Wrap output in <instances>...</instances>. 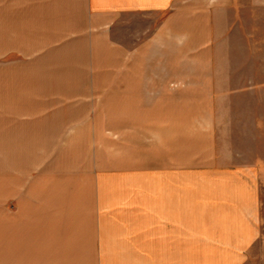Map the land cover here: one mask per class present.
Instances as JSON below:
<instances>
[{
	"label": "rangeland",
	"instance_id": "obj_1",
	"mask_svg": "<svg viewBox=\"0 0 264 264\" xmlns=\"http://www.w3.org/2000/svg\"><path fill=\"white\" fill-rule=\"evenodd\" d=\"M16 1L0 0V133L9 131L15 138L27 139L19 148L29 149L25 153L22 148L20 156L30 157L33 163L0 173V225L11 218L17 227L13 239L0 238V264H34L30 257L26 261V256L20 253L22 248H29L26 244L33 242L18 237L21 228L26 233L31 226L33 211L39 240L95 237L96 224L102 215L111 216L128 205L130 176L140 173L132 164L135 155L145 153L149 168H142L143 172L156 173L160 172L163 156L167 158L171 150L168 142L160 140L164 137L162 141H166L168 135L159 133L153 134L147 149H135L136 144L127 132L130 119L113 117L111 67L66 72L73 80L106 84L105 96H98L105 100H48L45 93L48 86L42 84L56 74L50 66L57 65L59 55L48 39L40 37L38 28L37 32L32 29L31 21H17ZM203 2L211 3L212 7H200L196 15L205 21L198 22L200 30L194 32L195 36L168 38V44L156 55L158 62L148 64L163 65V69H140L143 63L137 61L136 69L121 71L124 73L121 80L151 81L157 89L165 84L184 83L186 98L193 93H199L202 99L210 96L209 101L184 102V134L179 135L183 137V147L180 145L183 149H179V154L183 155L185 173L220 174L231 168L256 171L261 236L248 264H264V0ZM209 10L213 12L206 13ZM191 25V21L186 23L188 29ZM151 30H155L154 23L137 15L126 18L115 38L135 51L151 40L148 38ZM79 59L82 63L74 65H91L85 60L86 55ZM188 85L194 88L189 89ZM130 104L133 103L125 102L126 114ZM168 104L154 101L153 110L159 112ZM39 110L42 112L33 117ZM64 110H72L74 114L87 111L89 116L61 119L64 121L61 133L46 138L52 142L49 151L42 148L43 140L34 142L38 133L16 135L17 131L36 129L35 125L48 119L47 111ZM116 121L121 122L126 133L113 132ZM11 145L18 147L17 143ZM188 177L186 197L194 196L202 209L209 206L214 209L216 204L210 201L216 200L218 204L231 190V183L226 181L211 182L208 178L190 181Z\"/></svg>",
	"mask_w": 264,
	"mask_h": 264
},
{
	"label": "crops",
	"instance_id": "obj_2",
	"mask_svg": "<svg viewBox=\"0 0 264 264\" xmlns=\"http://www.w3.org/2000/svg\"><path fill=\"white\" fill-rule=\"evenodd\" d=\"M29 1L22 0V4L21 0L16 1L17 21H31L32 29L37 32L38 28L40 37L48 39L47 42L50 41L59 55L57 65L50 66L51 70H56V74L48 79L47 84H42L48 86L45 91L47 99L63 102L105 100V97L98 98L99 95L105 96V83L73 80L66 72L77 68L111 67L114 71L111 80L113 117L130 119L127 132L136 144L135 149H147L146 144L153 141V134L159 133L168 135L166 141H162L164 137L160 140L170 144L168 149L171 153L167 158L163 156L160 172L156 173L143 172L149 168L145 153L135 155L132 164L137 166L135 170L140 173L130 176L128 205L118 208L111 216L102 215L96 224L95 237L39 240L33 211L28 231L25 233L23 228L19 230L18 237L33 242L26 244L29 248L21 249L20 253L27 260L23 259L28 261L30 257L34 264H248L261 236V205L255 184L258 174L252 168H231L220 174L186 175L183 155L179 154V149H183V137L179 138V135L184 134V102L209 101L210 96L202 99L199 93H193L186 98L184 83L173 86L165 84L164 88L157 89L151 81L133 83L121 80L124 76L121 71L136 69L137 61L143 63L140 69H163V65L148 64L158 62L156 55L165 43L168 44V38L195 36L200 30L198 22L205 21L196 14L200 13V7H212L211 3H201V0ZM212 12L209 10L206 13ZM22 14L25 17L22 18ZM137 15L151 20L155 30L148 33L151 40L133 51L117 41L115 36L126 18ZM189 21L192 25L188 29L186 23ZM81 55L87 56L85 60L90 62V66L74 65L82 63L83 60L79 59ZM96 63H108L110 66ZM188 87L193 89L194 85ZM154 101L169 104L165 107L162 105L164 109L158 112L153 110ZM125 102L133 103L128 114L123 109ZM40 112H35L33 117ZM47 112L48 119L35 125L36 129L33 128L32 132H16V135L38 133L34 142L43 140V144L47 145L44 144L42 148L47 151L52 142L46 138L61 133L64 127L61 119L89 116L87 111L75 114L72 110ZM125 131L120 121L114 122L113 132ZM26 142L24 137L15 138L13 132L0 133L1 174L33 163L30 157L20 156L22 148L26 149L25 153L29 149L19 148L20 144ZM14 143L18 147L11 145ZM186 176L190 181H206V178L211 182L226 181L231 183V190L218 204L216 200L210 201L216 204L214 209L211 206L202 209L198 199L186 197ZM105 188L103 184V202ZM72 205L70 210L74 212ZM16 228L12 219L8 218V223L0 225V238L13 239Z\"/></svg>",
	"mask_w": 264,
	"mask_h": 264
}]
</instances>
